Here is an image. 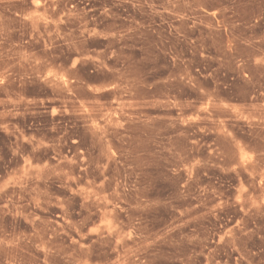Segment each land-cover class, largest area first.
I'll return each instance as SVG.
<instances>
[{
	"label": "rangeland",
	"instance_id": "1",
	"mask_svg": "<svg viewBox=\"0 0 264 264\" xmlns=\"http://www.w3.org/2000/svg\"><path fill=\"white\" fill-rule=\"evenodd\" d=\"M0 264H264V0H0Z\"/></svg>",
	"mask_w": 264,
	"mask_h": 264
}]
</instances>
